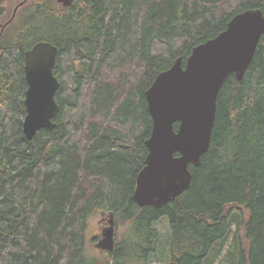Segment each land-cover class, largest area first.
<instances>
[{
    "label": "trees",
    "instance_id": "1",
    "mask_svg": "<svg viewBox=\"0 0 264 264\" xmlns=\"http://www.w3.org/2000/svg\"><path fill=\"white\" fill-rule=\"evenodd\" d=\"M20 1L0 0L3 23ZM23 5L0 37V264H149L163 218L167 264H264V35L242 80L229 76L219 92L189 189L162 208L132 201L151 132L145 91L234 15H264V0ZM39 41L58 50V113L28 141L23 54ZM101 213L126 230L112 251L89 255L86 232ZM230 238L235 252L222 260Z\"/></svg>",
    "mask_w": 264,
    "mask_h": 264
},
{
    "label": "water",
    "instance_id": "2",
    "mask_svg": "<svg viewBox=\"0 0 264 264\" xmlns=\"http://www.w3.org/2000/svg\"><path fill=\"white\" fill-rule=\"evenodd\" d=\"M25 1L14 9L6 23H0V37ZM73 1L56 0L63 7H69ZM263 35L262 11L240 12L216 37L194 46L185 61L177 58L156 75L144 93L151 132L144 142L147 154L132 195L139 208H162L189 189L192 179L189 166L198 167L210 148L219 92L229 76L242 80ZM57 54L56 46L41 41L24 52L27 89L21 129L28 141L40 130L51 131L55 127ZM95 248L100 252L113 250L112 214L107 215Z\"/></svg>",
    "mask_w": 264,
    "mask_h": 264
},
{
    "label": "rangeland",
    "instance_id": "3",
    "mask_svg": "<svg viewBox=\"0 0 264 264\" xmlns=\"http://www.w3.org/2000/svg\"><path fill=\"white\" fill-rule=\"evenodd\" d=\"M21 2H23V0H21L20 3ZM12 7H13V5H12ZM21 7L23 9L24 5L23 6L21 5L18 8V10ZM14 9H15V7L13 8V11H14ZM18 10H17V12H18ZM0 21L2 23L4 22V20H0ZM107 215L108 214H106V213H101L100 215L93 218L90 222V225H89L88 230L86 232V238L88 241L86 251L89 253V255L95 256V255H98V253L100 252L95 248V245L100 238L102 228L106 226ZM245 216L247 217V214ZM154 228L158 232V239L159 240L157 242L158 244L156 245L158 253H157V255H154V257H152L150 259L151 261H149V264H167L168 257L167 256L164 257L161 254V249H162L161 246L165 243L166 236L169 232L168 223H167L166 219L165 218L161 219L157 224H155ZM125 230L126 229L124 226H118L117 228H115V222H114V240H115V238L121 237L124 234ZM93 237L96 238L94 241L92 240ZM235 245L236 244H235L234 240L232 238H230L219 258L224 260V257H226L228 255V253L233 254V252H235L234 251ZM219 258H218V261H219ZM217 263L218 262H216L215 264H217Z\"/></svg>",
    "mask_w": 264,
    "mask_h": 264
},
{
    "label": "bare ground",
    "instance_id": "4",
    "mask_svg": "<svg viewBox=\"0 0 264 264\" xmlns=\"http://www.w3.org/2000/svg\"><path fill=\"white\" fill-rule=\"evenodd\" d=\"M15 8H16V7H15ZM11 13H12V12H11ZM10 17H11V15L9 16V18H10ZM8 20H9V19H8ZM8 20H7V21H8ZM7 21H6V22H7ZM6 22H5V23H6ZM0 23H2V22L0 21ZM2 24H4V23H2ZM23 55H24V54H23ZM175 60H176V59H175ZM23 63H24V62H23ZM23 70H24V64H23ZM26 89H27V87H26ZM25 92H26V91H25ZM24 98H25V95H24ZM23 102H24V101H23ZM24 117H25V116H24ZM23 119H24V118H23ZM22 133H23V132H22ZM24 137H25V136H24ZM26 140H27V139H26ZM190 166H191V165H190ZM192 167H193V166H192ZM142 168H143V167H142ZM142 168H141V169H142ZM140 171H141V170H140ZM140 171H139V172H140ZM191 175H192V174H191ZM132 195H133V194H132ZM181 195H182V194H181ZM133 203H134V202H133ZM136 206H137V205H136ZM137 207H138V206H137ZM138 208H139V207H138Z\"/></svg>",
    "mask_w": 264,
    "mask_h": 264
},
{
    "label": "flooded vegetation",
    "instance_id": "5",
    "mask_svg": "<svg viewBox=\"0 0 264 264\" xmlns=\"http://www.w3.org/2000/svg\"><path fill=\"white\" fill-rule=\"evenodd\" d=\"M26 2V1H25ZM23 6V5H22ZM99 241V240H98Z\"/></svg>",
    "mask_w": 264,
    "mask_h": 264
}]
</instances>
